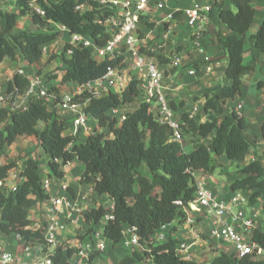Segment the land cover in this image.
I'll return each mask as SVG.
<instances>
[{
	"label": "trees",
	"instance_id": "trees-1",
	"mask_svg": "<svg viewBox=\"0 0 264 264\" xmlns=\"http://www.w3.org/2000/svg\"><path fill=\"white\" fill-rule=\"evenodd\" d=\"M13 1L16 11L9 12L2 10L5 5L0 0V65L5 60L16 61L18 52L28 65L38 64L43 59L42 48L57 37L53 32L21 31L11 35L20 18L30 16L34 26L40 29L50 27L49 24L54 22L68 27L72 33L87 34L98 43L106 41L102 28L93 22V13L76 10L80 5H90L95 9L98 5L91 0H40L44 5L49 4V7L45 5L47 14L44 19L30 13L28 0ZM255 1L230 0L229 9L222 6L218 10L220 22L229 31L221 42L228 59L225 74L230 85L204 92L201 95L205 100L202 110L192 118L189 113L181 115V120L186 123L182 126L183 144L170 141L172 130L155 119L147 104H141L130 112L120 126L111 120L108 116L111 109L132 104L142 95L133 81L121 96L111 94L96 99L84 93L75 99L83 104L90 98L87 113L97 120L101 130L112 134V138L99 133L79 141L66 135V121L50 110L48 102L43 98L31 99L23 110L12 112L10 109H0V124L3 126L0 130V150H8L19 138L34 137L39 148L49 157L48 175L55 179L64 178L63 167L78 160L85 166L80 182H93L98 195H106L113 200L115 219L104 229L109 240L119 244L123 226L128 225L136 229L143 243H147L149 252L144 255L151 257L153 264H191L176 255V239L170 237L166 244L158 247H153L149 242L158 229L183 216L184 212L176 202L182 201L184 205L193 202L196 193L193 172L213 175L222 167L219 163L221 157L235 162L246 161L251 147L244 134L246 121L236 110H226L224 105L227 100L241 95L243 75L250 69L244 64V42L254 23ZM140 20L147 29L154 27L149 19L140 17ZM252 41L255 48L264 54V20L252 36ZM70 48L67 44L64 52ZM72 51L62 76L63 84L74 82L85 85L99 80L109 67L118 66L121 61H96L91 49L72 48ZM159 61L162 64L167 62L161 57ZM8 84L9 93H14L15 99L29 89L30 83L29 79L15 75ZM171 105L176 109L173 102ZM187 138L192 146L190 152L183 148ZM55 159L60 163H56ZM18 161H22L25 167L21 172L24 181L13 191L0 190V233H17L24 245H31L43 241L45 224L35 232L28 229L34 224L30 212L42 204L47 195L42 189L40 160L23 156ZM15 165L17 161L0 167V179H4ZM144 168L149 171V176L144 174ZM240 173L242 177L230 185L231 195L238 192L249 195L251 206L258 199L264 201L262 163L259 160L245 163ZM107 212L104 207L90 210L84 214L85 222L98 224ZM252 241L264 249V232L255 230ZM71 255V250L63 252L62 248H57L53 262L70 264ZM143 258L134 255L123 258L120 263L134 264L136 259ZM209 264H264V258H237L219 252Z\"/></svg>",
	"mask_w": 264,
	"mask_h": 264
},
{
	"label": "built area",
	"instance_id": "built-area-1",
	"mask_svg": "<svg viewBox=\"0 0 264 264\" xmlns=\"http://www.w3.org/2000/svg\"><path fill=\"white\" fill-rule=\"evenodd\" d=\"M4 1L13 4L10 3L9 7L4 6L3 11H16L13 0H1L2 5ZM91 1L98 5L95 9L90 5H80L76 10L93 13V22L102 28L106 36L105 42L98 43L87 34L72 33L68 27L59 23L51 22L49 26L57 31V34L66 35L68 44L72 48L91 49L93 59L99 62H112L120 59L119 65L109 67L106 74L99 80L85 85L69 82L63 86L61 85L63 84L62 77L49 80L45 75H37V73L30 75L27 68L17 67L14 76H23L29 79L30 84L29 89L24 94L16 96L15 99L14 93H9V84L4 85L3 88L0 72V109H9L5 104L14 99L12 112L23 110L31 99L43 98L48 102L50 110L66 121L65 134L78 139L82 132H87L90 136L102 133L103 130L99 128L97 120L86 111L90 105V98L83 104L75 99L84 93H88L96 99L111 94L121 96L134 81L142 95L132 104L111 109L108 112L111 120L116 121L117 125L120 126L126 121L130 112H133L141 104H147L155 119L161 125L172 130L173 134L170 141L183 144L182 126H185L186 123L181 120V116L171 105L172 101L167 93V71L159 61L163 48L162 41H167L176 28L174 24L176 14L170 13L162 22V41L158 37L147 41L146 32L141 27L143 24L140 17L147 20L146 13L150 7V2L153 0ZM215 2L216 0H191L190 7L179 11L191 30L194 50L203 57L206 74L212 72L213 62L206 55L202 41L205 25L215 9ZM153 3L158 10L165 8L164 2L153 1ZM45 5L49 7L48 3ZM45 5L40 0H28L30 13L43 19L47 14ZM44 47L42 48L43 56L48 54ZM72 48L64 52L67 60L72 57ZM169 61L173 68L183 69L182 59L178 54L172 55ZM188 73L195 75L196 71L189 69ZM58 83L59 85H57ZM20 97L21 102L18 101ZM240 109L241 106L236 110L239 115ZM193 116L194 114H190V118ZM109 136L108 138L113 137L112 134ZM262 143L264 144V139ZM183 148L185 150V145ZM5 153L6 150H0V167L8 165L5 159L9 154L8 152ZM255 161L252 160V162ZM55 162L60 163V160L55 159ZM24 169L22 161H17V165L7 172V176L0 179V190H15L24 181L21 176ZM41 172L43 177L42 189L47 198L39 205L45 208L46 218L40 223H34L28 229L33 232L38 231L44 223L43 241L24 245L21 236L15 233L16 242L20 245L19 251L6 247L5 242L0 241L2 242L0 243V264H54L53 257L57 248H62L63 252L72 251L69 259L70 264H107L106 259L117 245H121L132 252L129 257L136 255L137 249L142 251L140 256H144V258L142 260L136 259L139 262L134 264H153L152 258L144 255L149 252L147 243L142 242L134 227L123 226L122 240L119 244H115L105 235V226L115 219L113 205L107 208L108 212L98 224L89 225L84 218V214L88 212L84 203L89 194L79 193L72 196L70 186L64 181V178L50 177L49 173H45L42 168ZM192 175L196 186L193 202L187 205H184L182 201L176 202L184 212L183 216L158 229L151 236L150 245L158 247L161 244H166L172 237L171 234L176 231L180 233V239H176L175 253L181 260L191 264H194V251L203 247L219 248L223 245L231 246V250L227 254L237 258L246 256H251L256 260L264 258V249L252 241L254 231L258 230V212L249 205V199L245 193L238 192L228 197H219L210 186L206 176L198 171L193 172ZM94 191L93 187L90 193ZM244 205L253 209L248 218L243 211ZM80 218L85 222L86 228H83L84 230L75 237V243L62 242L60 236L66 232L70 224L76 223ZM201 222L210 224V228L204 233L198 229V224ZM80 237L82 238L80 239Z\"/></svg>",
	"mask_w": 264,
	"mask_h": 264
},
{
	"label": "crops",
	"instance_id": "crops-1",
	"mask_svg": "<svg viewBox=\"0 0 264 264\" xmlns=\"http://www.w3.org/2000/svg\"><path fill=\"white\" fill-rule=\"evenodd\" d=\"M153 1L164 2L165 8L162 10L156 9ZM153 1L150 2L146 17L154 24V27L152 29H147L142 25V30L146 32L147 41L157 37L162 41V22H164L165 18L170 13L174 12L176 14V21L174 23L176 28L167 41H162L163 48L161 49L162 54L160 56L167 60L166 63L162 64L168 76L167 93L169 99L176 106V110L180 116L184 113L196 115L202 110L205 103V100L201 98L204 92L216 91L221 87L230 85L225 74L228 59L221 42L229 35V31L218 18V10L220 7L223 6V8L228 9L231 7L230 0H216L215 9L209 16L205 25V33L202 42L206 50V55L211 58L213 62V69L210 74L205 73L203 57L194 50L191 30L179 12L182 9L190 7L191 0ZM253 5L256 11L255 19L244 42V64L250 67V69L243 75L241 95L235 99L227 100L224 108L226 110H237L238 107L241 106L239 113L245 119L247 126L244 134L251 142L250 151L245 163L248 164L252 162V160H259L264 166V144L262 143L264 139V54L255 48L252 41V36L257 33L264 20V0H256ZM23 19L24 18H20L19 21ZM35 29H37L36 26ZM175 54L181 57L183 69H175L172 67L169 59ZM41 62L35 65H28L24 62L23 58H21V60L17 59L16 61L5 60L0 65L3 88L4 85L12 81L17 67L27 68L30 75H35L36 72L34 70ZM189 69H194L196 74L190 75L188 73ZM65 89L69 90L68 88ZM18 101L21 102V97ZM88 137L89 134H87V132H82L78 140L85 141ZM185 151H192V146L187 145L186 147L185 145ZM48 161L49 157L44 154L41 160L44 164L42 166L41 163V167L45 173L50 172ZM219 163L222 165L220 169L216 170L213 175L205 176L217 196L227 197L231 194L230 185L236 179L242 177L239 170L245 163L229 161L224 157L220 158ZM237 167L239 168L237 169ZM234 170L237 173H235ZM84 171V164L78 160L73 161L64 168V181L70 186L72 196L79 193H88L89 197L84 203L87 211L98 209L99 207L107 209L109 206L113 205V200L110 197L106 195L100 196L95 191L90 193L94 187L93 182H80ZM252 208L258 212L257 227L264 232V201L258 199L257 203L252 206ZM36 211H41V214L35 215ZM30 218L31 220H36L37 218L38 221L44 220L46 218L45 208L38 205L30 212ZM83 228L86 227L82 218L78 219L76 223L70 224L66 232L60 236L62 242L69 241L75 243V237L84 230ZM209 228V223L201 222L198 224V229L203 233ZM171 236L173 239H180V233L176 231H174ZM81 238L82 237H80V239ZM9 246L15 251H19L20 249V245L16 243L14 244L11 242ZM229 250H231V246L227 245L220 246L219 248H200L193 253L194 264H209L219 252L227 253ZM141 253L142 251L137 249L135 254L140 256ZM130 254H132V252L128 249L121 245H117L105 262L107 264H121V260L125 257H129ZM138 262L139 261L136 260V263Z\"/></svg>",
	"mask_w": 264,
	"mask_h": 264
},
{
	"label": "rangeland",
	"instance_id": "rangeland-1",
	"mask_svg": "<svg viewBox=\"0 0 264 264\" xmlns=\"http://www.w3.org/2000/svg\"><path fill=\"white\" fill-rule=\"evenodd\" d=\"M4 5L7 6V5H9V3L4 1ZM21 31L38 32V33L53 32V33L57 34V31L51 29L50 27H47L45 29H40L37 27V29H35V26L33 24V21L31 20V17H25L23 20L19 21L16 29L11 33V35H15ZM67 44H68L67 36L57 34L56 39L52 43H50L44 47V48H46V53H48V54L43 56L41 64L35 68L34 71L37 73V75H45V77L48 78L49 80L57 79V78L63 76V72L65 70L66 62H67V59L64 55V49H65ZM21 58H22L21 53L18 52L17 59L21 60ZM57 85H59V83ZM61 85L63 86L64 84H61ZM12 102H13V100L10 101L9 103L6 102V104H5V106L7 108H9L10 111L14 110V106H13ZM134 108H135V106H134ZM2 127H3L2 124H0V130L2 129ZM102 133L105 136L110 137L107 130L106 131L103 130ZM184 145H186V147H187V145H191V142L188 138L185 139ZM6 151L9 154L8 156H6V159H5L6 164L14 163L15 161H18L19 159H21L23 156H33V157L38 158L41 162V160L43 159V155L45 154L39 148L37 140L35 138H29V137L19 138L14 143V145L9 147L8 150H6ZM41 163L43 166L44 162H41ZM238 168L239 167H237V169ZM143 171H144V174L146 176H149V171L147 169L144 168ZM235 173H237V172L235 171ZM203 176H205V175H203ZM230 195H228V196H230ZM246 196L250 197L249 195H246ZM252 210L253 209L248 205L243 206V211H245L247 218L251 215ZM39 214H41V211H36L35 215H39ZM37 221H38V218L36 220L35 219L33 220L34 223H37ZM38 223H40V221H38ZM0 241L5 242L6 247H8V248L10 247L9 244L11 242L18 244L16 242L17 240H16L15 233H13L11 235L0 234ZM2 242H0V243H2Z\"/></svg>",
	"mask_w": 264,
	"mask_h": 264
}]
</instances>
